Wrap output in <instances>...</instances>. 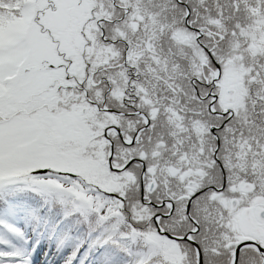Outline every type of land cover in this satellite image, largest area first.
<instances>
[{"label":"snow or ice","instance_id":"obj_1","mask_svg":"<svg viewBox=\"0 0 264 264\" xmlns=\"http://www.w3.org/2000/svg\"><path fill=\"white\" fill-rule=\"evenodd\" d=\"M0 264H264V0H0Z\"/></svg>","mask_w":264,"mask_h":264}]
</instances>
